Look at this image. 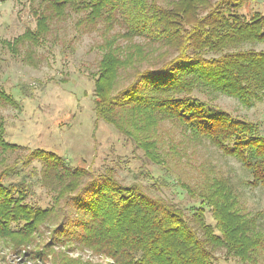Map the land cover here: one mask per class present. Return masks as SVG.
<instances>
[{
	"label": "trees",
	"instance_id": "16d2710c",
	"mask_svg": "<svg viewBox=\"0 0 264 264\" xmlns=\"http://www.w3.org/2000/svg\"><path fill=\"white\" fill-rule=\"evenodd\" d=\"M31 1L36 28L26 29L9 46L13 51L25 46L29 56L53 27L69 19L76 36L97 33L95 118L140 148L145 161L177 166L188 144L206 141L250 173L247 185L264 188V132L258 122L193 94L206 89L245 107L264 99V52L244 48L264 42V14L240 12L253 0ZM24 55L25 63L36 62ZM20 91L27 95L23 86ZM1 104L18 107L2 90ZM164 125L181 135L180 141L167 143L168 150ZM0 145L17 146L4 140L3 128ZM31 161L41 163V183L53 194L49 207L15 205L21 212L15 216L9 208L16 202L12 185L0 184V230L13 234L10 224L17 223L14 235L24 243L46 221L54 230L43 247L86 248L112 264H217L219 250L240 264H258L264 252V207L244 210L232 180L211 165L203 164L193 183H181L195 202L185 207L150 194L137 180L123 183L109 166L101 172L70 166L44 149L28 151L21 163L27 167ZM53 261L89 263L71 257Z\"/></svg>",
	"mask_w": 264,
	"mask_h": 264
},
{
	"label": "rangeland",
	"instance_id": "374dc122",
	"mask_svg": "<svg viewBox=\"0 0 264 264\" xmlns=\"http://www.w3.org/2000/svg\"><path fill=\"white\" fill-rule=\"evenodd\" d=\"M32 6L35 4L31 0H0V90L11 94L18 103V107L0 105L4 140L17 145L11 150L0 145V184L12 185L16 202L9 208L13 215H21L14 209L15 205L30 203L45 208L53 201V194L41 183V163L31 161L27 167L21 163L32 149L52 151L70 166L88 167L94 172L109 166L123 183L137 180L150 194L185 207H191L195 202L181 183H193L201 166L204 164L209 168L211 165L232 180L244 210L253 212L264 207V188L247 185L245 181L250 178V173L206 141L188 144L181 164L159 166L145 161L140 148L108 124L96 120L93 83L101 52L96 46L100 42L97 33L76 36L73 21L69 19L53 27L45 41L34 48L33 54L24 55L25 46H18L13 51L9 46L13 45V40L26 29L36 28ZM253 11L264 14V0H253L240 9L246 15ZM250 47L264 52V42L244 45V48ZM23 55L26 61L36 62L25 63ZM21 86L27 95L22 94ZM193 94L233 116L258 122L264 132V99L245 107L234 98L206 89L195 90ZM161 136L166 150L167 143L181 139L180 133L170 131L169 125H164ZM18 189L26 191V195ZM205 215L206 221L212 223L210 212ZM10 225L9 231L13 234L0 230V264H54V257L79 258L80 262L88 261V264H112L110 259L86 248L72 249L61 244L43 247L51 242L50 235L54 230L51 222L44 221L39 225L25 243L19 234L14 235L19 231V225L15 222ZM215 258L217 264H240L222 250L216 252ZM257 262L264 264V252Z\"/></svg>",
	"mask_w": 264,
	"mask_h": 264
}]
</instances>
